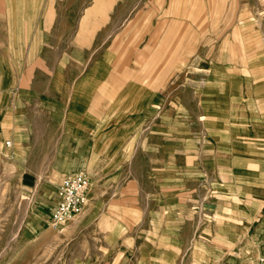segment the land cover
Listing matches in <instances>:
<instances>
[{
	"label": "rangeland",
	"instance_id": "374dc122",
	"mask_svg": "<svg viewBox=\"0 0 264 264\" xmlns=\"http://www.w3.org/2000/svg\"><path fill=\"white\" fill-rule=\"evenodd\" d=\"M41 15L42 30L52 31L56 50L50 57L58 67L67 49L74 60L85 57L81 46L89 48L88 65L113 44L129 63L152 43L175 63L183 50L184 67L172 79L170 94L182 78L185 102L168 103L171 158L166 176L158 177L163 181L128 183L124 177L115 184L91 183L94 196L61 231L49 226L62 178L58 183L51 166L53 136L42 134L45 120L30 139L22 137L26 151L12 150L10 138L13 147H3L0 156V264H224L221 259L240 241L232 229L244 210L240 197L249 211L264 193V184L232 181L239 172L225 161L232 140L246 143L249 169L264 157L257 149L263 145L257 139L264 138V95L257 92L264 89V0H58L56 7L54 0H43ZM210 65L221 74L216 82L249 80L252 94L241 87V96L225 98L220 86L208 84ZM206 95L214 101L204 102ZM207 106L216 116L210 121ZM198 113L200 150L182 167L192 140L190 128L184 132L179 124L192 123ZM154 137L139 134L137 142L158 141ZM181 149L184 156L177 153ZM238 189L242 193L236 195ZM219 209L229 214L219 220Z\"/></svg>",
	"mask_w": 264,
	"mask_h": 264
},
{
	"label": "crops",
	"instance_id": "0c3cea01",
	"mask_svg": "<svg viewBox=\"0 0 264 264\" xmlns=\"http://www.w3.org/2000/svg\"><path fill=\"white\" fill-rule=\"evenodd\" d=\"M42 1L0 0V145L4 146L12 138V150L16 151L17 146L23 149L22 144L30 139L37 127H41L44 119L42 134L49 138L53 136L51 166L58 183L62 177L81 171L88 174L91 183L98 182L103 186L115 184L124 177L129 178L128 183L163 181L158 177L166 176L171 158V146L166 138L170 117L168 103L182 105L185 102L180 89L182 78L170 94L172 79L184 67V51L177 52L175 63L174 58L171 60L160 53L162 47L158 54L157 43H152L149 48L142 46L140 54L132 56L129 63L122 59L119 46L113 44L88 65L89 48L81 46L85 57L74 60L73 50L67 49L63 52L64 65L58 67L56 60L51 61L50 57L51 49L56 50L50 43L52 31L42 30V22L46 21V16L41 15ZM57 1L54 0L55 7ZM134 61L138 65L134 66ZM207 71L208 84L220 86L227 99L241 96V87L248 94L254 90L249 80L241 84L233 78L216 82L221 74L211 65ZM257 92L262 93L259 96L264 95V89ZM205 97L204 102L214 101L211 95ZM192 99L199 102L197 96ZM207 107L210 110H207L206 119L210 121L216 116L212 115V108ZM192 115V123L179 124L184 132L190 128L186 133L191 134L192 140V148L186 150V156L184 148L177 152L184 156L182 167L185 161L187 164L192 158L196 159L200 150L196 139L199 140L201 135L197 124L202 115ZM178 118L177 122L180 121ZM156 122L160 123L159 128ZM241 127H247V124L242 123ZM244 133L248 135V132ZM139 134L148 137L155 134L158 141L145 142L147 138L139 143ZM261 135L264 137V132ZM257 141L263 142L257 149L264 151V138ZM228 145L230 153L226 165L237 167L236 172H239L232 181L264 184V157L253 161L255 170L249 169L251 163L243 152L247 150L246 143L232 140ZM244 190L249 191L250 187H244ZM241 193L238 189L236 195ZM93 196L89 193V198ZM245 202L240 197L244 210L241 208L242 211L237 212L236 226L232 227L238 231L240 241L233 247V252L221 259L224 264H258L264 256V193L257 200V207L250 208L251 213ZM228 214V209H219L216 218L220 220Z\"/></svg>",
	"mask_w": 264,
	"mask_h": 264
},
{
	"label": "built area",
	"instance_id": "2783aa9c",
	"mask_svg": "<svg viewBox=\"0 0 264 264\" xmlns=\"http://www.w3.org/2000/svg\"><path fill=\"white\" fill-rule=\"evenodd\" d=\"M11 146V141H6L2 148L0 146V156L4 148ZM90 190L91 182L86 172L62 177L57 191L58 202L52 211L49 226L61 231L67 223L76 220L87 206ZM258 264H264V256L259 259Z\"/></svg>",
	"mask_w": 264,
	"mask_h": 264
}]
</instances>
